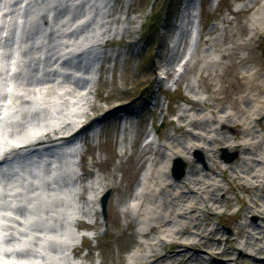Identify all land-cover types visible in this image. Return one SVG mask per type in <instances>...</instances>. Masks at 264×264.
I'll use <instances>...</instances> for the list:
<instances>
[{
	"label": "rangeland",
	"instance_id": "rangeland-1",
	"mask_svg": "<svg viewBox=\"0 0 264 264\" xmlns=\"http://www.w3.org/2000/svg\"><path fill=\"white\" fill-rule=\"evenodd\" d=\"M12 1L0 0V10L7 5L16 12L9 20L22 11L17 9L20 0L15 7ZM32 1L38 21L24 29V36L33 40L43 33L38 45L42 58L25 71L34 92L55 77L49 75L54 61L46 57L49 48L71 44L70 30L87 33L95 12L105 13L107 22L93 44L97 52L60 60L61 66L82 73L88 69L94 77L91 94L71 103L81 108L80 122L92 114L100 119L74 139L77 168L60 183L51 182L52 164L59 161L52 153L23 158L15 173L29 177L28 192L35 189L36 177L46 195L75 189L71 227L91 230V236L64 246L65 264H234L233 259L236 264H264L263 252L244 245L245 232L256 239L253 230L264 227V120L257 115L264 114V0H110L107 8L105 1L91 2L93 12L83 11L89 0ZM43 16L46 24L40 21ZM84 16L89 22L79 21ZM61 23H67L64 29ZM8 25L3 50L14 45ZM21 25L19 29L26 21ZM64 73L55 81L67 82L71 75ZM75 80L80 88L87 84ZM63 96L66 91L58 92ZM124 107L137 113L123 116ZM39 118L32 114L27 122ZM222 150L234 156L232 162L221 159ZM57 153L61 161L69 156ZM170 155L185 165L181 179L165 174ZM33 164L43 174L32 175ZM191 167L195 172L189 180ZM12 175L5 172L3 182L13 181ZM91 185L110 191L106 225L89 210ZM181 196L188 201L176 203ZM193 206L195 211L180 216ZM38 224L36 230L45 227ZM184 225L186 235L180 233ZM61 227V222L53 223L47 230ZM17 232L21 238L25 234L10 230V242ZM259 240L257 247L264 249V235ZM200 246L204 250L198 253ZM223 251L230 256H219ZM19 254L25 257L29 251Z\"/></svg>",
	"mask_w": 264,
	"mask_h": 264
},
{
	"label": "bare ground",
	"instance_id": "bare-ground-1",
	"mask_svg": "<svg viewBox=\"0 0 264 264\" xmlns=\"http://www.w3.org/2000/svg\"><path fill=\"white\" fill-rule=\"evenodd\" d=\"M13 1L14 3L13 4L10 3V4L13 5L12 7H15L17 5L16 3L17 0H13ZM25 1L26 3L28 2L27 5L29 6V13L27 12L26 19L27 20L30 19L28 23L26 24V26H28L29 24L34 25L38 21L36 5L33 4L32 0H25ZM102 1L103 2L105 1L107 4L105 8L110 7V0L109 1L89 0L87 2L88 7L87 8L85 7L83 11L93 12L91 2H102ZM188 2L191 3V1H188ZM100 5H103V3H100ZM6 7L7 5L4 6V8L0 10V21L2 22L0 25V36H5L7 33L10 32L8 29L9 27L8 22L11 26L20 25L18 20H15V21L9 20L11 17L14 16L15 10L10 11ZM84 17H87V16H84ZM83 18L81 20H83ZM42 19L43 20H40V21L44 22L45 24L46 22H48L44 16L42 17ZM45 24H43L44 27H45ZM106 24L107 22H106L105 13L99 14L98 12H95L94 20L86 27L87 29H90V30H86V31H89L87 35H85L84 31H81V29H77L73 33L70 30V33H71L70 36L74 38V40L72 41V44H69L68 46H64L62 49H59V50H57V47L49 48L48 49L49 52L47 53L46 57L50 55L48 60H50L52 57L54 59L49 75L55 76V77H53L52 79H49L48 82L43 86V88L38 90L36 93H34L35 88L32 87V84L31 82H29V79H28V82H25V80H23V77L21 75H19V77H14V76L18 72L23 74L26 71V67H28L31 62L40 61L41 60V56H40L41 50H37L35 47H30L29 50L26 49L22 53L12 51L15 53L11 54L10 56H7V53L5 51L4 53H0V69L3 68L4 66L7 68V71L5 72L3 70L0 75V94L6 91L2 82L7 81L8 83V86H6L8 87L7 96L6 98H2L0 100V156L4 151L10 150V149L12 153H14L16 150L15 146H20L23 143H25L26 140H20V139H22L27 132L34 131V130L36 131V129L38 130V128L36 127L35 128L29 127L30 125H33V123L27 122V118L32 114H40L41 112L39 119H41V121H45L48 118H50L51 115L54 116L57 109L61 107H65V110H66L65 112L68 115L66 122L70 121L71 119L73 120V122H75L76 120H80L81 118H83V115H79V112L81 111L76 110L77 103H75L74 106H71V103H69V105L66 106V102L69 100L60 99L58 97V92L66 91L68 98H70V101L75 102L79 99V97H81V95H84L87 93L89 94L90 92L89 83L93 81L94 77L92 73L88 72V69H84L85 71L82 73L81 70L73 71L70 68H65L61 66L60 60H63L65 58L67 59L72 58L75 55H77L79 51H82V50L87 51V49H92L89 51L97 52L98 49L96 50L92 44L96 42L98 38L101 36V33L103 29H105L104 27ZM66 25L67 23L66 24L61 23L60 27L64 29ZM17 30L19 31V29ZM23 32L25 31L23 30ZM67 33L68 31L66 32V34ZM193 34H195V31H193L191 35ZM28 39L29 38L24 40V42H21V44L19 42V45L20 46L27 45ZM61 39H65V38H61ZM41 40H42V32H40L39 35L34 36L33 40L31 39V42L33 43V45L34 44L37 45V44H40ZM28 45L27 47H29ZM8 50L11 52V48ZM62 71H66V73H69L71 76L68 78V80H66L67 82H62L63 85L55 87L52 81L58 80L60 76L59 73ZM76 77H80L82 81H86L87 82L86 86L80 88L79 82L78 84H75L77 83L75 80ZM251 86H253L256 89L258 88L257 85H254L252 83H251ZM49 97L51 100L49 102L59 100L62 103L59 104L57 102L56 104L51 105L48 102ZM29 100H30L29 103L31 104V106L28 105ZM250 100L252 102L254 101L253 99H250ZM41 107H44V108L39 110ZM258 114L260 118L264 120V114L257 112V115ZM123 116H126V115H123ZM254 117L255 116L252 115L250 116V119H253ZM19 118H21L20 122H15ZM50 120L52 122L51 126L56 127V129H50L49 130L50 133H53L54 131L58 132V134L64 133L68 135L69 133H72L73 130L67 129V126L61 127L60 123H57L55 119L51 118ZM40 124L44 125V122ZM19 125L20 127L15 129ZM12 128L15 130L11 132H14V134H16L13 137L8 135V132H10L9 130ZM25 131L26 133L22 134ZM238 136H239V132L237 131L235 138H238ZM19 141H23V142H19ZM59 141L60 140H58V142ZM62 147L66 149V145L63 144L61 147L57 145H52L49 147V149H45V150H47L49 154L57 153V152L60 153L64 151L62 150ZM72 147H73V151H75L76 149L75 144L71 145L70 147H67L68 149H66L67 151H65V154L69 153V156H63L61 158L62 161L59 159V156L56 155L55 158H58L59 161H57L54 164V167L52 169L53 171L51 173V177H49L50 178L49 180L51 182H55L57 184V183H60L61 179H64L67 176L71 177L73 173V162L77 163V160H76L77 156L75 157L74 155L70 154ZM26 148H28V146ZM248 153L250 154L251 152H248ZM3 167H0V171L2 170V173H0V203L7 202L9 205L8 207L2 208L1 207L2 203L0 204V241H2V243L0 244V252L4 249H9V250L18 249V247L19 248L21 247L30 248L29 256L31 257V259L23 258V257L18 258L17 261H19L21 264H48L49 262L58 263L62 261L63 259H61L60 253L63 252L65 254L66 249L64 246L66 244L73 245V242L75 240L81 241L83 238L82 233L73 231V229L71 228V224L69 222L70 218L72 216H75L76 214L75 204L71 203L74 201L72 194L75 191V189H73V187L71 189L70 188L65 189V192L63 193L60 192L63 194V196H61L62 194H59V193L46 195L47 193H45L44 188L41 185L42 179L36 177L34 178V182H33V185L36 186L35 189H31L32 192H28L27 191L28 185H26V182L29 181V177L28 179H20L19 177H16V174L14 173L11 176L13 181L4 183L3 182L4 180L2 179V175H4L5 172L9 170L15 171L20 167V165H17V166L12 165V166L5 167V168ZM166 170H167V167H166ZM194 172L195 171L193 170V167H191L189 178H188L189 180L192 179L193 177L192 174ZM163 177L164 176H161L160 178H163ZM194 183L195 182H191L190 184H194ZM187 189L190 190V188L188 187ZM103 190H104L103 188H99L98 186H94V185L90 186V194H89V198H90L89 210L90 211L93 212V205L96 206V209L99 208V197L101 196ZM60 198L62 199L64 198L70 201L68 202L69 205H65V207H61V208L60 206H54V202L57 204L63 203L62 201H57ZM175 199L177 200L176 203L180 202V200L186 201V202L188 201L187 199H185L184 196H181ZM261 201H264V191L261 195ZM171 203L173 202L171 201ZM46 205H50V208H52L53 210L49 211L48 213L43 211L41 207L46 206ZM149 205L150 204L148 203L146 211L149 210ZM72 207H74V210ZM17 208H22V211L20 212L23 215H20L19 214L20 212H15ZM32 208H35L36 212H33ZM196 208H197L196 206L187 207L186 209L183 210L180 216L183 217L185 215H188L189 212L191 213L195 211ZM253 208H255L256 210V208H259V207L256 204H254ZM251 210L253 209L251 208ZM32 216L36 218V221H39L38 226L52 227L53 223L57 224L59 222H63L64 228H62V230L60 229L56 231L57 234L55 230H52L54 232H51L50 230L46 231L45 229L36 230L34 228L35 225L33 227H29V224L32 222ZM14 217H17L18 221L20 220L22 221V223L15 222V229L20 230V231L23 230L25 234L23 235L22 238L20 237V233L15 234L16 236L19 237V242L13 239L11 240V242H7L4 240V238L11 230V226L14 223ZM3 226H6V228H3ZM187 228H188V225H184L180 233L183 235H186ZM150 231H152V229H150ZM253 231H255L256 234H258L257 238L254 239L253 236L248 235V232L247 233L245 232V235L246 234L247 235L246 236L244 235L245 236L244 245L245 247L255 249L257 252L264 253V249L262 247L260 248L257 247V244H256L260 241L259 239L264 235V227L257 228L256 230H253ZM35 232H37L40 237H38L36 241L33 242L35 240ZM88 235L91 236V234H88ZM48 239L50 240L54 239L60 242L59 245L53 243V246L57 248L56 252H52L51 250H49L48 245H49V242L51 241ZM227 243H228V240H227ZM229 243H232V241H229ZM171 245L173 248H176L175 247L176 244H171ZM181 247L183 248L185 246H183L182 244H179V248ZM189 250L190 249H188V251ZM201 250H204L201 246L197 248L198 253ZM74 251L75 249L72 250V252ZM172 253H176V252H172ZM36 254L44 255L45 257L43 258L41 256H37ZM219 256H225V257L230 256V253L223 251L219 254ZM56 260H60V261H56ZM67 261H69L68 258L63 260V262H66V263ZM235 261L236 260L233 259L234 264H236ZM0 262L4 263L6 262V259L1 258ZM229 262H232V261H229Z\"/></svg>",
	"mask_w": 264,
	"mask_h": 264
},
{
	"label": "water",
	"instance_id": "water-1",
	"mask_svg": "<svg viewBox=\"0 0 264 264\" xmlns=\"http://www.w3.org/2000/svg\"><path fill=\"white\" fill-rule=\"evenodd\" d=\"M221 158L222 159H224L226 162H232L233 161V159H234V156H230V157H228L227 155H226V153L223 151V155L221 156ZM174 174H175V178L176 179H180V178H182L183 177V175H184V164H182L181 162H178V165L176 166V168L174 169ZM107 197V196H106ZM106 197H104V199H103V201H102V206H103V210L104 211H106L105 210V208H106V201H107V198Z\"/></svg>",
	"mask_w": 264,
	"mask_h": 264
}]
</instances>
